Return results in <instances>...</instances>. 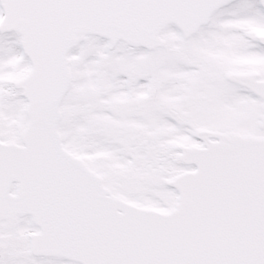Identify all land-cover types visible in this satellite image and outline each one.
Masks as SVG:
<instances>
[{"label": "snow or ice", "instance_id": "obj_1", "mask_svg": "<svg viewBox=\"0 0 264 264\" xmlns=\"http://www.w3.org/2000/svg\"><path fill=\"white\" fill-rule=\"evenodd\" d=\"M0 264H264V0H0Z\"/></svg>", "mask_w": 264, "mask_h": 264}]
</instances>
